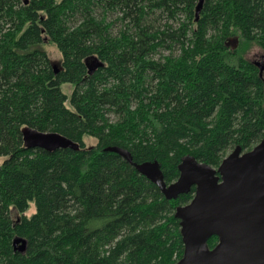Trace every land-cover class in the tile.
Segmentation results:
<instances>
[{
  "label": "trees",
  "instance_id": "trees-1",
  "mask_svg": "<svg viewBox=\"0 0 264 264\" xmlns=\"http://www.w3.org/2000/svg\"><path fill=\"white\" fill-rule=\"evenodd\" d=\"M199 2L0 0V264L183 258L176 210L196 188L168 200L134 164L158 163L170 185L189 156L218 169L264 140V73L245 56L264 54V0H204L197 21ZM27 128L80 150L29 149Z\"/></svg>",
  "mask_w": 264,
  "mask_h": 264
},
{
  "label": "water",
  "instance_id": "water-1",
  "mask_svg": "<svg viewBox=\"0 0 264 264\" xmlns=\"http://www.w3.org/2000/svg\"><path fill=\"white\" fill-rule=\"evenodd\" d=\"M203 4L204 0H200L197 5V21ZM227 46L232 51L237 50L239 39L231 38ZM86 64L89 76L104 66L97 58L87 59ZM256 65L262 77L264 56L263 62ZM58 67L54 66L56 74ZM24 140L27 148L49 153L80 150L78 143L60 134L32 128L24 130ZM111 150L131 162L126 150ZM134 166L157 185L168 200L196 188L194 199L176 210L185 247L183 258L177 264H264V140L249 152L237 147L218 169L189 156L179 167L178 180L170 185L165 182L158 163ZM212 237L219 239L214 248L209 247ZM13 245L16 252L24 253L27 249V241L22 238H16Z\"/></svg>",
  "mask_w": 264,
  "mask_h": 264
},
{
  "label": "rangeland",
  "instance_id": "rangeland-1",
  "mask_svg": "<svg viewBox=\"0 0 264 264\" xmlns=\"http://www.w3.org/2000/svg\"><path fill=\"white\" fill-rule=\"evenodd\" d=\"M47 49H48L51 56H53L54 58L58 57V52H57L55 47H48ZM263 55L264 54L255 46L250 47L245 54L246 58H248L249 60L254 61L256 63H262L263 62V59H262ZM55 62H60V60H56ZM62 89L68 95H70V93L72 92V87L70 85H64ZM85 142L87 144V147H91V146L96 144V140L94 138H91V137H86ZM34 212H35V206H34V204H32L31 209L28 211L27 215L30 216Z\"/></svg>",
  "mask_w": 264,
  "mask_h": 264
},
{
  "label": "flooded vegetation",
  "instance_id": "flooded-vegetation-1",
  "mask_svg": "<svg viewBox=\"0 0 264 264\" xmlns=\"http://www.w3.org/2000/svg\"><path fill=\"white\" fill-rule=\"evenodd\" d=\"M262 59H263V57H262Z\"/></svg>",
  "mask_w": 264,
  "mask_h": 264
}]
</instances>
